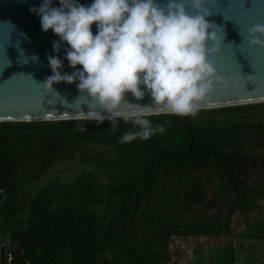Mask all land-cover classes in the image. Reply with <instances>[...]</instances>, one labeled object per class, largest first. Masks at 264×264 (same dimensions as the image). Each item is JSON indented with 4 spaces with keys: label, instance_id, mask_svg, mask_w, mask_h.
Returning <instances> with one entry per match:
<instances>
[{
    "label": "trees",
    "instance_id": "trees-1",
    "mask_svg": "<svg viewBox=\"0 0 264 264\" xmlns=\"http://www.w3.org/2000/svg\"><path fill=\"white\" fill-rule=\"evenodd\" d=\"M254 107H264V103L203 113ZM192 117L147 116L153 124H163L166 131L125 144L118 141L131 124L122 119L115 132L110 121L98 124L88 118L0 122V160L6 161V168L0 167L2 264H7V254L14 246H19L18 255L10 264H167L172 258V236L220 235L224 219L219 212L185 215L183 211L195 205L209 209L233 195L229 220L235 211L253 206L247 198L250 193L264 194V184H247L252 170L257 166L264 170V121L204 125ZM85 144L109 148L119 158L110 166L121 167L122 173L105 192L113 202L110 218L106 220L107 214L93 208L103 199L91 169L81 182L68 185L64 203H55L43 190L30 199L23 223L13 224L20 213L15 202L20 166L37 159L46 169L59 159L72 157ZM250 145L262 147L263 154L247 153ZM204 168L218 180L211 199L205 198L197 176ZM161 178L172 180L175 190L163 203L155 204L151 195Z\"/></svg>",
    "mask_w": 264,
    "mask_h": 264
},
{
    "label": "clouds",
    "instance_id": "clouds-1",
    "mask_svg": "<svg viewBox=\"0 0 264 264\" xmlns=\"http://www.w3.org/2000/svg\"><path fill=\"white\" fill-rule=\"evenodd\" d=\"M208 2L93 0L85 5L79 0H59L60 6L55 7L53 0H42L30 11L39 15L44 32L52 30L59 37L53 42L56 53L66 42L65 59L75 71L62 72L59 55H49L53 74L37 83L46 94L57 95L54 84L76 83L80 93L76 100L84 96L93 101L84 112L88 119L98 124L108 120L114 132L119 119L131 124L119 138L121 144L163 134L165 126L153 124L149 114L195 117L217 85L227 89L235 83L219 75L217 67L223 46L235 41L225 42L226 24L208 19L216 13L207 7ZM238 26L239 45L247 42L264 49V23ZM129 93L137 101L150 95L152 103L134 104L126 98ZM123 104L128 105L127 112L120 111Z\"/></svg>",
    "mask_w": 264,
    "mask_h": 264
},
{
    "label": "water",
    "instance_id": "water-1",
    "mask_svg": "<svg viewBox=\"0 0 264 264\" xmlns=\"http://www.w3.org/2000/svg\"><path fill=\"white\" fill-rule=\"evenodd\" d=\"M79 2L89 5L93 0ZM41 3L42 0H0V122L88 118L84 112L89 111L88 104L93 101L84 96L76 100L80 95L76 83L54 84L59 95L55 92L46 94L37 83L53 74L49 55H59L63 61L62 72L71 74L75 71L65 59L66 42L56 53L53 42L59 37L52 30L44 32L39 15L30 11ZM53 6L59 7V0H53ZM207 7L216 12L208 19L226 24L225 42L235 41L234 45L225 44L217 55L219 75L233 78L235 83L227 89L217 85L202 101L199 112L264 103V49L250 47L247 42L239 45L242 38L238 26L264 23V0H209ZM224 17L231 20L225 21ZM92 30L95 34V24ZM33 55L39 60H31ZM126 98L134 104L152 103L150 95L137 101L129 93ZM128 110L127 104L121 105V112ZM155 115L171 114L157 111L148 116Z\"/></svg>",
    "mask_w": 264,
    "mask_h": 264
},
{
    "label": "rangeland",
    "instance_id": "rangeland-1",
    "mask_svg": "<svg viewBox=\"0 0 264 264\" xmlns=\"http://www.w3.org/2000/svg\"><path fill=\"white\" fill-rule=\"evenodd\" d=\"M192 118L195 122L204 125L232 120L264 121V107L231 112H198ZM245 151L257 157L263 154L262 147L257 145H250ZM73 153L72 157L59 159L46 169H43L42 163L37 159L28 160L20 166L15 200L20 206V213L12 220L13 224L23 223L28 215L30 199L43 190H47L52 195L55 203H64L68 199L66 195L68 185L76 180L81 182L86 177L87 171L91 169L99 185L98 192L103 199L101 204L94 205L93 208L97 213L107 214L106 220L110 218L113 202H109V197L105 195V192L108 185L122 173L121 167L110 166L111 162L119 159L118 156L109 148L86 144ZM0 167L6 168L5 160H0ZM197 176L204 186L205 198H213L218 180L211 177L209 168H204L197 173ZM247 184L248 186L264 184V170L260 166L250 172ZM2 187L0 175V193L3 192ZM174 190L172 180L161 178L152 192V202L163 203L167 194ZM3 198L0 197V201ZM247 198L251 200L253 206L244 211H235L229 220L226 217L228 208L235 199L233 195L224 197L220 203L209 209L203 205L185 209L183 211L185 215L200 212L214 215L219 212L224 219V227L220 235L172 236V258L167 264H181L182 258V264H264V194L252 192ZM4 238L8 239L7 236ZM18 248L19 246H14L7 254V264L12 262V257L18 255ZM1 261L0 255V264H2Z\"/></svg>",
    "mask_w": 264,
    "mask_h": 264
},
{
    "label": "crops",
    "instance_id": "crops-1",
    "mask_svg": "<svg viewBox=\"0 0 264 264\" xmlns=\"http://www.w3.org/2000/svg\"><path fill=\"white\" fill-rule=\"evenodd\" d=\"M182 260H183V258L181 259V264H182Z\"/></svg>",
    "mask_w": 264,
    "mask_h": 264
}]
</instances>
